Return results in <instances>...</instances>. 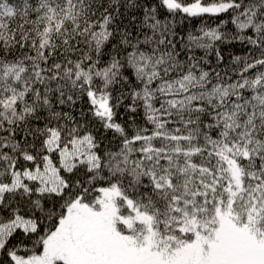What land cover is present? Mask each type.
Here are the masks:
<instances>
[{"label":"snow or ice","instance_id":"obj_1","mask_svg":"<svg viewBox=\"0 0 264 264\" xmlns=\"http://www.w3.org/2000/svg\"><path fill=\"white\" fill-rule=\"evenodd\" d=\"M0 264H264V0H0Z\"/></svg>","mask_w":264,"mask_h":264}]
</instances>
